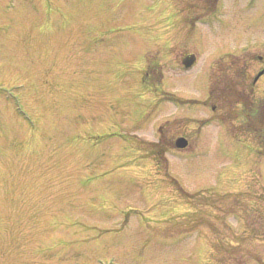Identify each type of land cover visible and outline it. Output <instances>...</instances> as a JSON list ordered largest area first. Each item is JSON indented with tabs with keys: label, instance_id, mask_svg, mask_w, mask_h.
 I'll return each instance as SVG.
<instances>
[{
	"label": "rangeland",
	"instance_id": "obj_1",
	"mask_svg": "<svg viewBox=\"0 0 264 264\" xmlns=\"http://www.w3.org/2000/svg\"><path fill=\"white\" fill-rule=\"evenodd\" d=\"M139 2L0 0V264H264V156L208 101L225 55L249 93L264 18Z\"/></svg>",
	"mask_w": 264,
	"mask_h": 264
},
{
	"label": "trees",
	"instance_id": "obj_2",
	"mask_svg": "<svg viewBox=\"0 0 264 264\" xmlns=\"http://www.w3.org/2000/svg\"><path fill=\"white\" fill-rule=\"evenodd\" d=\"M233 62H235V60ZM150 72L154 73L155 69L153 64L148 62L147 70L143 76L144 81L147 82V75ZM235 72L236 75L239 76H243L244 74L243 69L240 67L237 69L235 68ZM159 78L160 81L161 76ZM235 83L236 82L230 79V76L228 75L219 77L214 73L209 87L208 101L214 99L215 95L222 96L224 104L226 103V105L219 113L220 118H222V120L225 119L230 123L229 126H232L235 120L238 121V123H236L237 127L234 126L231 132L238 137H249L254 143H256L257 153L264 155V98L255 99L251 97L250 85L249 93L244 95L239 90V85L235 88ZM148 84L155 88L151 83ZM229 101L237 103L240 105V108L233 110L230 105H227V102ZM154 160L155 162L159 161L156 156Z\"/></svg>",
	"mask_w": 264,
	"mask_h": 264
},
{
	"label": "flooded vegetation",
	"instance_id": "obj_3",
	"mask_svg": "<svg viewBox=\"0 0 264 264\" xmlns=\"http://www.w3.org/2000/svg\"><path fill=\"white\" fill-rule=\"evenodd\" d=\"M156 1V0H152ZM159 1V0H158ZM158 1L156 3H158ZM168 1L170 2V6L173 7V12L169 13L168 15L170 16H163L164 13L167 12L168 9ZM141 2V3H140ZM139 4H143L147 6V8L152 7L147 13L152 11H162L163 9V15L162 19H165L167 17H172L175 16L177 18H180V22H191L192 24L194 23L195 20L199 18V16L207 14L208 17L210 18L211 15L213 16L217 11V7H220V2H222V7L224 10H228L229 7H240L243 8L244 10L246 8H254L257 11V20L259 18H264V0H160V5H150V3L147 0H140ZM200 7H205L208 11L206 13L200 12L199 8ZM230 10V9H229ZM158 12V13H160ZM224 12V11H223ZM229 12V11H228ZM245 15H243V18ZM183 18L185 20H183ZM256 18V17H255ZM249 22H255L252 17H248ZM257 52V53H256ZM255 52L257 60L259 62V67H258V72L257 74L253 77V79L250 81V83H255L258 82V79L261 75H264V49L262 51V48L260 50H257ZM245 53V52H243ZM242 53V54H243ZM223 58L219 59L217 62H215L214 66H218L220 63V60ZM246 61V60H245ZM246 64V63H245ZM253 85H251V89H253Z\"/></svg>",
	"mask_w": 264,
	"mask_h": 264
},
{
	"label": "water",
	"instance_id": "obj_4",
	"mask_svg": "<svg viewBox=\"0 0 264 264\" xmlns=\"http://www.w3.org/2000/svg\"><path fill=\"white\" fill-rule=\"evenodd\" d=\"M184 63L187 67H190L193 65L194 63V56H188L186 57V59L184 60ZM176 146L178 148H183L187 145V140L184 137H179L176 142H175Z\"/></svg>",
	"mask_w": 264,
	"mask_h": 264
}]
</instances>
